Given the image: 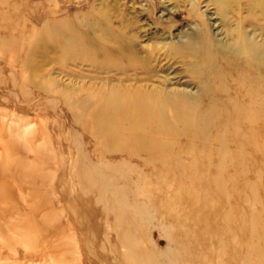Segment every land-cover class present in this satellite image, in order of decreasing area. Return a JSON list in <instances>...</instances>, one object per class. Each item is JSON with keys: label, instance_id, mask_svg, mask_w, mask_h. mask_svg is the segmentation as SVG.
I'll return each mask as SVG.
<instances>
[{"label": "rangeland", "instance_id": "obj_1", "mask_svg": "<svg viewBox=\"0 0 264 264\" xmlns=\"http://www.w3.org/2000/svg\"><path fill=\"white\" fill-rule=\"evenodd\" d=\"M237 1L0 0V264H264V19ZM150 90L188 118L126 145L108 101Z\"/></svg>", "mask_w": 264, "mask_h": 264}, {"label": "bare ground", "instance_id": "obj_2", "mask_svg": "<svg viewBox=\"0 0 264 264\" xmlns=\"http://www.w3.org/2000/svg\"><path fill=\"white\" fill-rule=\"evenodd\" d=\"M248 2V11H257L260 14V17L264 19V3L260 5L259 2L256 0H246ZM264 1V0H262ZM215 4L218 7L219 13L224 16L225 13L230 9V6H235L238 2L237 0H211V3ZM239 33H242L240 31ZM243 40L244 46L248 49H252V45L246 44L243 37L240 35ZM191 41L190 47H182L181 49H177L179 53L186 51L188 54H191L197 50V54H193L192 57L198 58L200 55L201 57L206 58V62L208 60V54L212 53L211 47L208 45L206 48L204 44L199 40H189ZM194 42V43H193ZM198 42V43H197ZM195 44L198 47L194 49L192 46ZM204 47V49H203ZM201 50V51H199ZM204 50V51H202ZM206 50V51H205ZM151 51V50H150ZM190 51V52H188ZM224 57H228V54H223ZM248 56V55H247ZM264 57V55H262ZM247 72L251 75L253 74L254 68L252 67L249 62L245 65ZM254 70V71H253ZM264 71V70H263ZM114 99L108 101L106 108H110L114 110L116 113H120L124 115V118L128 119L129 125L132 123V126H129L130 135L126 136L125 144L131 145L135 148L141 146L146 147L147 145L153 144V138H145L143 137L145 134L153 133L158 134L159 132L162 134L163 129L161 126V111L164 108H169L175 113V118L181 120L180 122H186L188 118V111H190V105L187 102L186 96L183 93L176 95L173 98L161 95L160 92H156V90L142 92L141 96H133L130 95L128 98L126 96H118L115 95ZM112 124V123H110ZM159 127V128H158ZM112 134V133H110ZM111 136V135H109ZM112 137V136H111ZM152 139V140H151Z\"/></svg>", "mask_w": 264, "mask_h": 264}]
</instances>
